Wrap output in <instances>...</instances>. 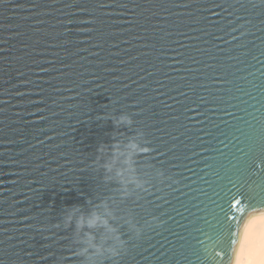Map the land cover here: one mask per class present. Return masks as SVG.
<instances>
[{
  "label": "water",
  "instance_id": "95a60500",
  "mask_svg": "<svg viewBox=\"0 0 264 264\" xmlns=\"http://www.w3.org/2000/svg\"><path fill=\"white\" fill-rule=\"evenodd\" d=\"M241 181L235 241L264 210V0H0V264H84L65 217L101 201L128 246L96 264H231L205 233Z\"/></svg>",
  "mask_w": 264,
  "mask_h": 264
},
{
  "label": "clouds",
  "instance_id": "9594fccd",
  "mask_svg": "<svg viewBox=\"0 0 264 264\" xmlns=\"http://www.w3.org/2000/svg\"><path fill=\"white\" fill-rule=\"evenodd\" d=\"M112 119L117 128L121 126L131 128L135 124L132 116L127 113H121L119 116L112 117ZM117 135L123 136L120 133ZM143 136L144 132L141 131L136 136L127 139H116L111 147L101 145L98 149L100 155L97 163L104 160L103 167L111 172L117 161L126 154L149 151L148 148L140 147L137 143V140ZM117 174L122 177V173L118 172ZM122 182H124L123 179ZM137 186L141 187L142 183L137 181ZM74 219L77 234L89 229L83 237H79L77 240V243L84 245L76 252V254L86 257L84 264H96L100 258L106 256L120 257L123 253H126L128 239L124 238L119 224L114 225L110 222L111 220H117V217L109 210L106 201L94 205L90 213H84L79 206L72 208L65 217V224L71 226ZM124 223L130 225V230L135 232L137 237L141 236L145 230V225L134 223L131 219L125 220ZM150 223H154L159 227L164 222L157 217H153ZM101 228L105 231L98 239L96 232ZM231 264H264V210L251 212L240 226L235 247L232 251Z\"/></svg>",
  "mask_w": 264,
  "mask_h": 264
},
{
  "label": "snow or ice",
  "instance_id": "6c2138e0",
  "mask_svg": "<svg viewBox=\"0 0 264 264\" xmlns=\"http://www.w3.org/2000/svg\"><path fill=\"white\" fill-rule=\"evenodd\" d=\"M244 186V182L241 181L238 184L233 183L232 188H235L236 191L233 192L232 188L228 189V192L225 193V196L228 197L227 200V209L223 207L221 204H217V207L219 208V216L222 214L223 219L214 218L213 221L215 223L210 222V233H205L207 235L208 240L216 243L219 247L221 252L224 254V256H228L229 251L231 250V246L236 243V241L233 239V226L230 223L231 221L235 220V216L231 213V209L236 208L241 204V200L237 199V196H244L246 199L255 200V196L252 195L251 191L244 192L241 191V189ZM217 196L220 197V193H217ZM221 200H223V197H220ZM232 201H235L233 203ZM255 210V209H254ZM243 211V209H241ZM241 223V221H237L236 225ZM203 244V241L200 242ZM215 256H220V253H216Z\"/></svg>",
  "mask_w": 264,
  "mask_h": 264
}]
</instances>
